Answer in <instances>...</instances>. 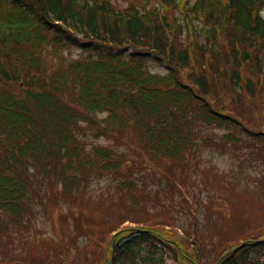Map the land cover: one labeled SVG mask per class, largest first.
<instances>
[{
  "label": "trees",
  "instance_id": "trees-1",
  "mask_svg": "<svg viewBox=\"0 0 264 264\" xmlns=\"http://www.w3.org/2000/svg\"><path fill=\"white\" fill-rule=\"evenodd\" d=\"M263 8L264 0H156L151 6L131 0L122 8L112 0H0V243L31 224L45 192L51 203L69 207L61 215L64 223L72 219L75 230L94 228L98 239L124 211L102 217L97 207L82 208V200L115 206L126 202L124 196L158 214L148 220L170 222L167 213H159L165 199L147 200L132 169L123 172L133 150L119 146L135 142L154 162L168 160L175 176L188 173L187 178L198 145L196 126L222 128L223 138L239 139L247 130L235 109L255 96L264 69ZM74 47L86 54L68 58ZM151 61L165 71L153 72ZM220 95L228 99L227 110L215 107ZM97 114L102 120L96 121ZM86 124L96 138L106 136L114 144H88ZM252 136L264 144L263 134ZM104 175L118 180L120 198L85 197L91 181ZM206 195L212 199L211 192ZM161 226L120 230L127 233L115 235L113 257L104 263L182 264L176 245L189 235L168 238L156 232ZM177 226L185 231L192 225ZM211 233L213 240L221 238V230ZM263 234L240 237L216 263L214 252H201L209 235H192L194 264H264ZM77 236L70 244L75 255L84 253L79 264H89ZM57 252L42 244L38 252H18L23 258L13 261L73 262L51 257Z\"/></svg>",
  "mask_w": 264,
  "mask_h": 264
},
{
  "label": "rangeland",
  "instance_id": "rangeland-1",
  "mask_svg": "<svg viewBox=\"0 0 264 264\" xmlns=\"http://www.w3.org/2000/svg\"><path fill=\"white\" fill-rule=\"evenodd\" d=\"M130 1L112 0V3L114 7L122 8ZM137 1L146 6L156 3V0ZM262 14L264 15V8L262 9ZM195 26L197 27L196 31H199V26L196 22ZM189 36L193 38V34ZM82 54H86V51L74 47L68 51L67 57L75 58ZM150 67L154 72L162 73L165 71V67L153 61H151ZM187 71L189 70L186 69L183 72L184 77ZM259 80L255 96L246 99L247 106L243 105L239 109H235L236 114L238 116L241 115L245 123L244 127L247 130H245V133H241L239 139L231 141L223 138L226 130L222 128L207 125L196 126L199 136L196 135L195 137L197 138L194 140H196L198 145L193 153L195 154L194 158H191L190 166L192 171H188L191 173L190 177L185 178L188 173L186 175L182 173L181 178L180 176H175L176 171H170V168L175 165H172L168 160L164 164L154 162L148 153L145 150L141 151L135 142H130L132 145L128 147L126 145L119 146L120 149L129 148L131 151L133 150V152L127 153L128 161L124 162L123 172L125 173L127 169H132L134 176L138 177L139 186H145L147 191L149 188H154L153 195L147 191L144 193V198L147 200L165 199V209L159 213H167L170 222H166L163 218H158L156 221L148 220L158 214L145 212L146 205L142 204L143 206L135 207L132 201L129 202L128 198L124 196L118 197L116 194L118 180L113 178L112 175H104L91 181L85 190V197L102 193L106 201L120 198L126 202L108 206V204H98L92 199L90 200L91 202L82 200L81 206L82 208L97 207L96 210L102 217L109 216V214L116 215V213L124 211L121 216H115L112 223L108 226L110 230L108 228L103 229L101 231L103 235L100 234L101 236L98 239L92 236L97 235L93 232L94 228L92 230L90 227L89 230H84V228L80 230L73 229L72 219H67L68 224L67 221L64 223L61 219V215L67 214L66 211H68L69 207L63 203H51L50 200L52 199L49 200L50 197L45 192L43 194L44 205L38 204L34 206V208L38 209L37 214L31 219V224H26L28 228H23L21 233L18 231L17 234L13 233L14 235H11L12 238L8 240L3 239L4 242L9 243H0V262L6 261L8 264H15L13 261L15 257H18V259L23 258L22 253L18 252L23 251L25 253V250L38 252L42 244H50L58 251L57 254L54 253L51 257L62 259L63 261L69 257L73 262L68 264H79L80 258L84 253L79 256L77 252L75 255V249L70 244L71 237L74 239L78 235L77 244L83 243L89 252L86 255L88 258L87 262L89 264H105L106 259L111 260L113 256L114 249L112 251L110 246L112 239L115 235L127 233L125 231L120 233V230L134 229L135 231L145 225L160 227L161 223H174V225L170 227L161 226L165 229H156L159 235H165L168 238H173V235H189L186 242L176 245V248L182 254V264H194L197 261L194 247L191 243L192 235H202L203 237L209 235L208 240L205 239L206 241H203L207 248L205 247L201 252L204 255H208L207 250L214 252L213 258L215 262L216 258H219L218 261L220 260L228 246L241 242L242 240L239 241L240 237L264 233V144L261 145L262 143L259 139L252 136L253 134L264 135V69L259 75ZM209 98H212V96L210 95ZM215 104L218 105H214L215 107L225 108L224 110L230 108L227 106L228 99L224 95H220ZM230 106H237V103ZM96 118V121L102 120L103 114H97ZM86 128L83 137L88 144H114L106 136L96 138L92 135L91 129L93 128L87 124ZM204 137L209 138L204 139ZM138 159L141 160L139 163L137 162ZM133 162H136L135 166H133ZM177 169L181 173V170ZM207 178H210V180ZM204 187L205 189H203ZM165 191H168V193H161ZM158 192L161 194L157 197ZM207 192H211L209 197L212 199L207 198ZM48 202L49 204L46 205ZM128 203L131 205H128ZM44 207L48 208V214L45 213ZM73 208L78 211V208ZM122 217L126 219L119 222L118 220ZM141 219H144V221ZM185 221L187 225L189 223L192 225L186 227V232L177 226V223L180 224V222L184 223ZM218 230L222 232L221 238H219L221 242L217 238L212 239L211 232ZM85 235L89 236L86 237ZM206 243L210 244L206 245ZM6 244L10 246L13 254H5L4 246ZM13 248H16L15 251H13ZM220 253L222 254L218 257ZM168 261L169 263L174 262L171 258H168Z\"/></svg>",
  "mask_w": 264,
  "mask_h": 264
},
{
  "label": "water",
  "instance_id": "water-1",
  "mask_svg": "<svg viewBox=\"0 0 264 264\" xmlns=\"http://www.w3.org/2000/svg\"><path fill=\"white\" fill-rule=\"evenodd\" d=\"M114 245H115V244H114V242H113V243H112V251H113V249H114Z\"/></svg>",
  "mask_w": 264,
  "mask_h": 264
},
{
  "label": "bare ground",
  "instance_id": "bare-ground-1",
  "mask_svg": "<svg viewBox=\"0 0 264 264\" xmlns=\"http://www.w3.org/2000/svg\"><path fill=\"white\" fill-rule=\"evenodd\" d=\"M111 247H112V245H111Z\"/></svg>",
  "mask_w": 264,
  "mask_h": 264
}]
</instances>
